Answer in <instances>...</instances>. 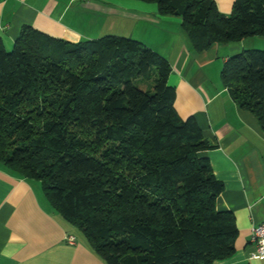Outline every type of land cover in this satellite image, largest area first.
<instances>
[{"label": "trees", "instance_id": "16d2710c", "mask_svg": "<svg viewBox=\"0 0 264 264\" xmlns=\"http://www.w3.org/2000/svg\"><path fill=\"white\" fill-rule=\"evenodd\" d=\"M146 1L181 16L199 53L264 35V0L230 15L215 0ZM171 71L124 36L73 43L26 25L12 51L0 39V164L41 181L107 264H221L236 250L225 185L197 118L176 109ZM221 79L264 130V49L232 55Z\"/></svg>", "mask_w": 264, "mask_h": 264}, {"label": "crops", "instance_id": "0c3cea01", "mask_svg": "<svg viewBox=\"0 0 264 264\" xmlns=\"http://www.w3.org/2000/svg\"><path fill=\"white\" fill-rule=\"evenodd\" d=\"M230 15L236 0H215ZM77 43L106 35L134 38L167 58L168 82L177 91L180 116L197 118L209 159L224 191L219 210L235 215L239 234L233 255L221 264H264L251 259L254 225L264 222V130L223 84L226 61L244 50L264 49V35L214 44L197 52L183 20L162 15L146 0H0V39L13 48L24 26ZM78 227L49 202L42 183L0 164V264H107ZM74 235L76 243L66 237Z\"/></svg>", "mask_w": 264, "mask_h": 264}, {"label": "built area", "instance_id": "2783aa9c", "mask_svg": "<svg viewBox=\"0 0 264 264\" xmlns=\"http://www.w3.org/2000/svg\"><path fill=\"white\" fill-rule=\"evenodd\" d=\"M66 239L70 244L76 243L74 235H68ZM251 241L255 246L251 259L264 260V222L253 226Z\"/></svg>", "mask_w": 264, "mask_h": 264}, {"label": "rangeland", "instance_id": "374dc122", "mask_svg": "<svg viewBox=\"0 0 264 264\" xmlns=\"http://www.w3.org/2000/svg\"><path fill=\"white\" fill-rule=\"evenodd\" d=\"M9 51H12V48L8 49ZM261 50V49H259ZM145 87V85L143 86V88ZM77 232H79V229L77 230Z\"/></svg>", "mask_w": 264, "mask_h": 264}]
</instances>
